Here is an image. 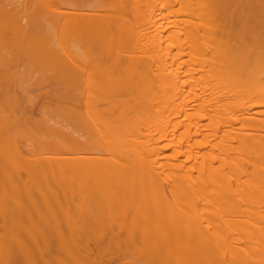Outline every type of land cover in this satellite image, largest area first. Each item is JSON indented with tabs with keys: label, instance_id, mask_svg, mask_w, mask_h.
<instances>
[{
	"label": "bare ground",
	"instance_id": "obj_1",
	"mask_svg": "<svg viewBox=\"0 0 264 264\" xmlns=\"http://www.w3.org/2000/svg\"><path fill=\"white\" fill-rule=\"evenodd\" d=\"M111 261L264 264V0H0V264Z\"/></svg>",
	"mask_w": 264,
	"mask_h": 264
},
{
	"label": "rangeland",
	"instance_id": "obj_2",
	"mask_svg": "<svg viewBox=\"0 0 264 264\" xmlns=\"http://www.w3.org/2000/svg\"><path fill=\"white\" fill-rule=\"evenodd\" d=\"M62 3H69V2H67V1H65V2H62ZM52 31H54V30H52ZM57 31H55V38L56 37H58V33H56ZM53 35H54V32H53ZM60 36H61V38L64 36V35H61L60 34ZM59 36V37H60ZM67 37H68V40H69V35H66ZM65 36V37H66ZM64 38V37H63ZM67 39V38H66ZM92 62H96L95 60L94 61H92ZM97 62H99V61H97ZM43 88L44 87H48V88H51L52 87V85L51 86H49V84H45L44 86H42ZM42 87H39V89L41 90V89H43ZM38 89V88H37ZM37 89L36 88H33L32 90H33V95H36V94H38V93H36V91H37ZM35 90V91H34ZM39 90V91H40ZM39 91H37V92H39ZM41 97V96H40ZM38 100L40 101V100H45V99H42V98H38ZM54 99H52L51 101H53ZM53 103V102H52ZM25 204V202H24V200H22V199H20L19 197H16V198H14V199H12V202H11V209H12V211H14V212H17L18 211V209L21 207V206H23ZM107 238V237H106ZM42 239L43 238H37V241L36 242H38V243H41V242H43L42 241ZM105 240V239H104ZM102 242H103V238H102ZM105 242H106V240H105ZM105 242H103V243H105ZM101 257H104V254L103 255H101ZM114 262H116L115 260H114ZM114 262L113 261H111V263H109V264H114Z\"/></svg>",
	"mask_w": 264,
	"mask_h": 264
}]
</instances>
